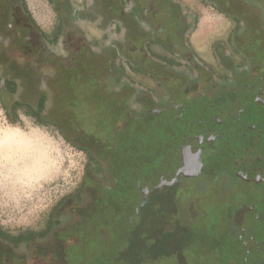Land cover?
<instances>
[{"label":"flooded vegetation","instance_id":"obj_1","mask_svg":"<svg viewBox=\"0 0 264 264\" xmlns=\"http://www.w3.org/2000/svg\"><path fill=\"white\" fill-rule=\"evenodd\" d=\"M37 2L50 14L44 29L31 14L30 6ZM113 7L119 8L118 15L112 14ZM76 34L89 56L107 59L109 69L99 81L102 95H124V101L121 110L105 101V112H90L97 120L91 135L70 125L68 129L60 116L67 132L90 143L89 175L82 190L62 200L38 234L21 232L6 239L0 232V264L56 258L54 252L41 253L55 239L58 246H80L87 230L78 228L71 237L66 231L89 221L98 229L95 241H89L100 242L107 226L102 212L113 209L109 194L120 180L113 163L123 156L125 127L149 123L160 112L170 114L173 123L186 121V134L200 140V172L192 177L189 165L194 161L188 159L186 175H178L175 182L208 176L216 185L249 187L244 191L247 214L250 220L254 214L258 218L238 241L255 248H244L243 264H264V236L257 233L259 222L264 223V0H0V104L15 124L24 117L43 123L36 125L39 129L55 126L66 135L48 119L43 102L54 97L55 90L63 91L62 73L74 65ZM170 81L175 88L182 83L177 91L186 93L187 108L201 117L178 110L182 103L171 98L175 88ZM28 84L32 89L25 97ZM16 101L24 105L17 111L6 109ZM147 193L142 191L137 218ZM66 201H71L70 211L62 209ZM59 255L66 257L64 252Z\"/></svg>","mask_w":264,"mask_h":264},{"label":"rangeland","instance_id":"obj_2","mask_svg":"<svg viewBox=\"0 0 264 264\" xmlns=\"http://www.w3.org/2000/svg\"><path fill=\"white\" fill-rule=\"evenodd\" d=\"M30 9L35 22L44 29L49 24L47 8L37 2ZM118 10L113 7L112 14L118 15ZM73 40L74 65L62 73L63 91L55 90L54 97L43 102V107L50 111L48 119L59 124L65 136L55 126L39 129L24 117L12 124L0 104V129L17 128L25 135L39 134L49 142L51 162V173L31 187L0 184V232L6 239L15 238L21 232L38 234L58 204L82 190L89 175L90 143L80 141V136L72 131L67 132L60 116L66 118L65 125H70L71 130L91 135L97 120L90 118V112L98 115L105 112V101L111 102L113 110H121L124 95L106 96L100 92L99 81L109 69L107 59L89 56L78 34ZM53 61L48 59L50 64ZM18 73L15 72L16 77ZM169 84L176 87L174 81ZM180 85L171 96L182 103L178 110L201 117L196 109L187 108L186 93L177 91ZM24 89L26 97L32 86L25 85ZM171 122L170 114L160 112L149 123L134 122L125 127V150L121 159L113 163L120 180L113 194H109L113 209L102 212L107 226L100 242H93L98 229L90 227L93 221H89L66 231L71 237L78 228L87 230L86 242L80 246L75 248L70 243L58 246L55 239L41 255L54 252L56 258H22L14 264H243L247 248L252 251L255 248L243 247L238 236L251 228V220L258 218L254 214L250 220L251 214H247L248 199L244 191L249 187L226 182L216 185L208 182V176L173 182L175 176L179 178L178 175L187 173L178 147L181 136L189 130L186 121L182 125ZM145 190L148 197L137 218L136 207ZM71 206V201H66L62 209L70 211ZM259 223L262 227L258 226L257 233L264 236V223ZM91 238L93 241H89ZM61 252L65 258L59 255ZM5 255L12 258L7 251Z\"/></svg>","mask_w":264,"mask_h":264},{"label":"bare ground","instance_id":"obj_3","mask_svg":"<svg viewBox=\"0 0 264 264\" xmlns=\"http://www.w3.org/2000/svg\"><path fill=\"white\" fill-rule=\"evenodd\" d=\"M49 142L36 133L0 129V184L28 188L51 173Z\"/></svg>","mask_w":264,"mask_h":264},{"label":"water","instance_id":"obj_4","mask_svg":"<svg viewBox=\"0 0 264 264\" xmlns=\"http://www.w3.org/2000/svg\"><path fill=\"white\" fill-rule=\"evenodd\" d=\"M200 140L196 137H188L182 140L178 150L180 151V156L184 163L187 164V160L191 159L194 161L193 165H189V170L192 172V177H196L200 170L197 169L200 161V150H199ZM200 166V165H199ZM177 176L174 177L173 182L177 181ZM248 252L249 249L247 248Z\"/></svg>","mask_w":264,"mask_h":264},{"label":"trees","instance_id":"obj_5","mask_svg":"<svg viewBox=\"0 0 264 264\" xmlns=\"http://www.w3.org/2000/svg\"><path fill=\"white\" fill-rule=\"evenodd\" d=\"M9 90L12 91L11 88H8ZM22 105H24V103L20 102V101H16V102H9L8 103V106H7V110L9 111H17ZM39 107H42V104L39 105ZM29 110V109H28ZM9 119V118H8ZM9 122L12 123V124H15V120L14 119H9ZM49 123V122H48ZM37 124H41V125H44L43 123H39V122H35V125Z\"/></svg>","mask_w":264,"mask_h":264},{"label":"crops","instance_id":"obj_6","mask_svg":"<svg viewBox=\"0 0 264 264\" xmlns=\"http://www.w3.org/2000/svg\"><path fill=\"white\" fill-rule=\"evenodd\" d=\"M113 18H115L114 15H113ZM113 22H116V20H114ZM188 137H194V135H192V136L191 135H185V136H183L181 138L183 140V139L188 138Z\"/></svg>","mask_w":264,"mask_h":264}]
</instances>
